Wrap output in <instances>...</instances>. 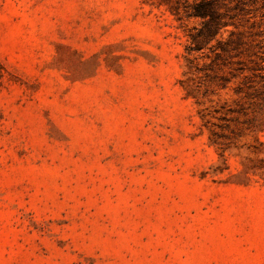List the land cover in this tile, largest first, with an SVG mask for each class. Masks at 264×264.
<instances>
[{
  "label": "rangeland",
  "instance_id": "obj_1",
  "mask_svg": "<svg viewBox=\"0 0 264 264\" xmlns=\"http://www.w3.org/2000/svg\"><path fill=\"white\" fill-rule=\"evenodd\" d=\"M199 1L0 0V264H264V0Z\"/></svg>",
  "mask_w": 264,
  "mask_h": 264
},
{
  "label": "trees",
  "instance_id": "obj_2",
  "mask_svg": "<svg viewBox=\"0 0 264 264\" xmlns=\"http://www.w3.org/2000/svg\"><path fill=\"white\" fill-rule=\"evenodd\" d=\"M215 2V0H201L190 7V12L188 14L189 17H196L204 20V28L203 31L200 32L198 38L206 39V42L204 41L203 43L202 41H196L197 39L193 38L194 50L200 49L203 44L207 43L209 38L217 35L220 28L224 26L222 23H219V21L218 23H215L214 21L213 25H210V21L212 22V19L217 18ZM208 19L209 22L207 21Z\"/></svg>",
  "mask_w": 264,
  "mask_h": 264
}]
</instances>
